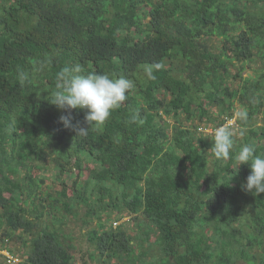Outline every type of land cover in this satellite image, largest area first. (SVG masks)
<instances>
[{"label": "trees", "instance_id": "1", "mask_svg": "<svg viewBox=\"0 0 264 264\" xmlns=\"http://www.w3.org/2000/svg\"><path fill=\"white\" fill-rule=\"evenodd\" d=\"M75 63L133 81L83 135L48 102ZM237 101L244 139L220 160L204 130ZM263 107L264 0H0V250L18 238L24 256L6 264H264V193L242 190L235 160L244 144L264 156ZM81 208L86 248L64 228ZM126 217L132 232L113 227Z\"/></svg>", "mask_w": 264, "mask_h": 264}, {"label": "clouds", "instance_id": "2", "mask_svg": "<svg viewBox=\"0 0 264 264\" xmlns=\"http://www.w3.org/2000/svg\"><path fill=\"white\" fill-rule=\"evenodd\" d=\"M19 80L31 82L30 77L23 72L19 73ZM132 88L133 81L125 76L85 71L80 63H75L57 73V85L48 102L66 113L59 117V122L65 128L74 130L76 135H83L92 124H103L112 110L127 99V93ZM74 109L85 110L84 120L88 127H80L79 122L73 123L71 110ZM234 118L245 121L247 112L237 109ZM135 120L133 117V122ZM235 135L236 131L229 124L214 129L211 152L217 159L230 158ZM235 160L237 165L247 164L250 167V173L241 185L242 190L255 195L264 193V156L256 155L253 146L244 144Z\"/></svg>", "mask_w": 264, "mask_h": 264}, {"label": "rangeland", "instance_id": "3", "mask_svg": "<svg viewBox=\"0 0 264 264\" xmlns=\"http://www.w3.org/2000/svg\"><path fill=\"white\" fill-rule=\"evenodd\" d=\"M209 43H211L214 46L221 45L220 39L218 37H216V36L213 37L212 39H210ZM262 67H263V65L261 63L260 64L259 63L258 64L257 63H252L251 65H247V69L244 71V76H248L249 74H254V70L255 69H261ZM237 79L238 80L235 82V86H237L240 83V79L239 78H237ZM235 105H236V110L237 109L242 110V107H241L239 101H237ZM213 109L216 110L215 107ZM263 111H264V107L262 108L261 113L259 114V116L257 118H255V120L259 124L263 123ZM180 118H181V120H184L185 124L188 123L186 121V118L184 117V115H181ZM199 121H200L199 118L196 117V122L195 123H198ZM169 123H170V126H173L174 120H170ZM235 123H236V119H232V120L228 121V124L230 126H232V127H233V125ZM235 130H236V132H238V128H236ZM204 132L212 133L213 130L212 129H208V130H204ZM235 137L237 139H239V140H243L244 139V135H242L240 133H236ZM46 164L49 165L50 164L49 161L46 162ZM38 166H34V170L36 172L40 171V169H41ZM84 177L85 176H82L80 178V180L83 181ZM55 188L56 189H60L61 186L60 185H56ZM80 211H81V214L78 217H73L72 215H68L67 216L66 225L64 226V228L66 229L65 231L67 233H69V232L73 233L74 238H75L74 239L75 241H73L74 244L83 245L82 247L86 248L88 246V244L86 243L85 236H86V234L88 233V231L90 229H93L96 226V223H92L91 225H88L86 227L84 225L85 208H81ZM142 220H144V219L140 218V221H142ZM126 221L129 222V223H127L126 225L123 224ZM131 221H132V217H126L124 219H121L120 221H116L115 223H118V224L116 225L114 223L115 225L113 224V227L115 229H117V227H119V225L123 224L124 225L123 227L125 229L129 230L130 232H132L133 229H134L133 228L134 224ZM145 223H146V219H145ZM0 244H2L1 240H0ZM22 244H23V242L20 239L16 238L15 240H12L11 242L8 243V247L13 250V253L9 252L6 249L0 250V254L2 255V257H0V264H6V262L7 261L9 262L10 260H13L14 262H21L22 259H24ZM156 250H157V248H156ZM260 252H262V250H260ZM5 256H6V258H4ZM257 257L260 258V255L257 254ZM110 263L111 264H122L121 261H113V262H110ZM94 264H104V263L102 261L101 262L96 261ZM127 264H130V263H127ZM237 264H250V263L248 261L244 260V259H240V260L237 261Z\"/></svg>", "mask_w": 264, "mask_h": 264}, {"label": "built area", "instance_id": "4", "mask_svg": "<svg viewBox=\"0 0 264 264\" xmlns=\"http://www.w3.org/2000/svg\"><path fill=\"white\" fill-rule=\"evenodd\" d=\"M116 225L118 224V223H115ZM13 260H10L9 262H12ZM14 263V262H13Z\"/></svg>", "mask_w": 264, "mask_h": 264}]
</instances>
